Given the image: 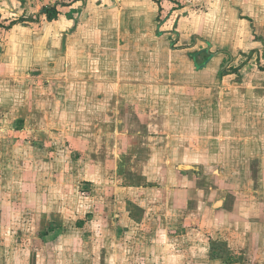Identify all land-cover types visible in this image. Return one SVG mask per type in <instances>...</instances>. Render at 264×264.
<instances>
[{
  "label": "crops",
  "instance_id": "obj_1",
  "mask_svg": "<svg viewBox=\"0 0 264 264\" xmlns=\"http://www.w3.org/2000/svg\"><path fill=\"white\" fill-rule=\"evenodd\" d=\"M32 3L30 0H0V174L7 172V161L19 159L22 168L25 166V172L21 170L20 176L33 171L38 176L36 196L32 194L27 198L33 202V206H39V196L46 200L42 203L44 207L51 206L53 209L71 206L75 210L85 202V211L92 212L94 206L100 205L101 217H107V221L112 223L116 237L125 232V228L119 226L123 221L143 226L150 217V225L153 223L155 230L160 232L157 236L161 240V253L164 256L179 249V246L168 244L172 238L184 240L185 245L182 244L180 248L184 250V255H198L199 251H204L198 242L202 240L199 224L204 216L201 212L203 206L197 200L203 184L200 185V178L196 177L200 176L199 168L182 162L183 157L178 155L177 150H187L188 146L182 143L181 137L171 134L173 112L169 102L172 100L161 105L158 98L162 97H158V92L154 90L157 84L151 83L148 75L147 78L145 76L146 81H142L140 69L134 63L131 64L132 68L126 69V65L133 60L131 54L135 48L144 46L149 50L155 44L151 40L156 38L149 40L150 24L157 22L154 20L156 14L163 7L168 8L169 1L72 0L68 6H62L57 19L46 25L29 18V11L38 8L33 7ZM19 15H23V21L5 27L7 22L17 20ZM208 50H202L207 53L206 65L202 68L195 65V62H199V50L191 51L189 57L186 55V60L188 58L193 63L195 71L204 72L214 56ZM45 55L50 58L44 59ZM31 75L33 77L29 78ZM16 79H37L39 82L36 85L25 82V93L22 91V97L18 98L10 87L11 80ZM63 81H73V84L67 87ZM45 82L46 90L43 87ZM177 89L170 88V91ZM160 91L165 92L164 89ZM194 91L197 104L202 107L197 110V130L206 123V128L212 127L217 131L216 134L212 130V142H220L218 133L225 126L222 120L226 118L205 119L204 105H213L214 102L208 96L198 95L202 89L197 87ZM130 92L138 96L136 100L130 101ZM109 94L116 96L118 108L114 111L109 110L104 102ZM61 96L66 97L59 100ZM70 96H73L72 101ZM65 99L69 105L70 102L74 104L72 114H75L77 105L81 107L77 117L84 124H73L71 128L58 120V110ZM147 102H150V106L144 105ZM222 107L224 105L218 107L220 113L224 110ZM108 111L112 112L111 117ZM126 111H132L133 117L121 114ZM152 111L154 114H150ZM148 114L162 118L149 120L155 126V132L150 133L158 132L163 134L161 137L158 134L144 135L140 130L142 126L139 122H144L148 128L152 126L143 120ZM101 116L110 117L112 121H104ZM109 124L112 125L110 135L115 132L117 136L94 133L97 126ZM127 127L137 129L130 131ZM186 128L189 130L188 126ZM184 135L191 137L189 132ZM109 137L114 141L111 147L107 146ZM246 140L260 144L264 142V137L248 135ZM127 141L135 145L130 148L131 144ZM197 146L199 148L198 143ZM98 147L99 150L96 149ZM18 153L20 155L16 156ZM28 158H35V161H27ZM23 159L27 161L25 165ZM250 160L243 155L235 157L229 174H240ZM261 161L264 176L263 159ZM42 167H46V170ZM223 171L219 168L215 173L220 176ZM7 173L18 174L16 168ZM46 175L50 183H43V176ZM112 176L120 179L121 183L108 179ZM81 182L88 183L85 184L86 191H81L84 188ZM93 189L102 192L108 189L110 199L99 204L96 197L91 195ZM30 191L34 189H30L26 183L25 195ZM78 191L85 194L80 196L84 200L75 202ZM126 192L133 195L128 197ZM114 194L117 198L112 199ZM136 209L139 210V217L136 216ZM176 228H180V231H175ZM142 237L155 238V233ZM151 251L150 255L157 254Z\"/></svg>",
  "mask_w": 264,
  "mask_h": 264
},
{
  "label": "rangeland",
  "instance_id": "obj_2",
  "mask_svg": "<svg viewBox=\"0 0 264 264\" xmlns=\"http://www.w3.org/2000/svg\"><path fill=\"white\" fill-rule=\"evenodd\" d=\"M60 1H49L44 6H37V2L33 1L31 5L38 8L29 11V18L49 24L52 20L47 19L45 10L53 8L60 13L62 6L72 2ZM167 1L169 7L160 9L154 19L157 22L150 24L149 40L156 38L151 40L155 44L149 50L144 46L135 48L131 54L133 60L126 65V69L132 68L131 64L134 63L140 69L142 81H146L145 76L147 78L148 75L147 79L157 84L154 90L158 92V97H162L158 98L161 105L172 100L169 102L173 112L171 134L181 137L182 143L188 146L187 150H177L178 155L183 157L182 162L199 168L200 176L196 177L200 178L198 183L203 184L197 200L203 206L201 212L204 216L199 224L202 240L198 242L204 251H199L198 255H184V250L180 249L182 244L185 245L184 240L172 238L169 242L167 240L168 244L179 246V249L164 256L161 253V240L157 236L160 232L155 230L153 223L150 225V217L143 226L123 221L119 226L125 228V232L116 237L117 232L112 223L107 221V217H101L100 205L94 206L92 212L85 211V202L80 203L75 210L71 206L53 209L51 206L44 207L42 203L46 200L39 196V206H33V202L27 198L32 194L36 196L38 176L34 171L20 176L21 170L25 172V166L22 168V162L13 159L7 161V172L16 168L18 174L11 175L6 171L0 174V264H264V176L261 173L264 142L249 143L246 140L248 135L264 137V71L260 69L264 65V0ZM22 16H17V19ZM206 49L214 56L204 72L195 71L193 63L188 58L186 60V55L189 57L191 51L199 50L198 60L201 62L207 55L202 50ZM50 56L52 58V54ZM47 58L50 57L45 55L44 59ZM28 79L11 80L10 87L16 97H22V91L25 93V82L33 85L39 82L37 79ZM63 82L67 87L73 84V81ZM160 85L161 88H158ZM43 87L47 89L46 82ZM169 87L172 90L179 89L170 91ZM197 87L202 89L198 95L208 96L214 102L213 105H204L205 119L226 118L222 120L225 126L218 133L220 142H212V130L216 134L217 131L212 127L206 128V123L197 130V110L202 109L194 97ZM162 89L164 93L160 91ZM65 97L61 96L59 100ZM71 97L70 101L73 100ZM129 97L133 101L138 96L130 92ZM104 102L111 111L118 108L114 95H106ZM68 103L66 99L61 102L58 120L71 128L73 124H84L77 117L81 107L76 106L75 115L72 114L74 104ZM144 105L150 106V102ZM219 105H224L221 113L218 111ZM111 111H108L110 117ZM121 114L133 117L132 111ZM110 117L101 116L102 120L111 122ZM156 118L160 117L148 114L143 120L150 123V119L155 121ZM139 124L144 135H163L150 133L155 132L154 123H150L152 126L149 128L144 122ZM127 129L136 130L137 127ZM110 131L112 133L110 124L94 128L96 135H118L115 132V135H110ZM185 132H189L191 137H185ZM110 137L108 147L114 142ZM127 143L131 144L130 148L135 145L129 141ZM240 155L251 159L249 164L244 166L240 174H229L232 160ZM28 160L33 162L35 158ZM22 161L24 165L27 162L26 159ZM219 168L225 170L220 176L215 173ZM42 169L45 171L46 167ZM106 176L109 177V174ZM43 177V183H50L48 175ZM112 177L108 179L121 183L120 179ZM26 183L30 189H34L28 195L24 193ZM81 183L84 186L81 191H86L87 182ZM81 191H78L75 202L84 200V197H80L85 196L80 194ZM91 195L101 204L107 198L110 199L111 194L108 189L104 192L93 189ZM132 195L127 193L128 197ZM114 197L117 198V195L114 194L112 199ZM135 213L139 217V210L136 209ZM132 230L136 232L132 233ZM177 230L180 231V228ZM151 232L155 233V238L149 237ZM150 251L157 254L150 255Z\"/></svg>",
  "mask_w": 264,
  "mask_h": 264
},
{
  "label": "trees",
  "instance_id": "obj_3",
  "mask_svg": "<svg viewBox=\"0 0 264 264\" xmlns=\"http://www.w3.org/2000/svg\"><path fill=\"white\" fill-rule=\"evenodd\" d=\"M45 12H46V17H47V19H49V20H53V19H55V18L57 17V14H58V11L55 10V9H53V8L47 9V10H45ZM22 20H24V19H23V18H19V19H17V20H13V21H11L9 24H7L5 27H6V28H9V27H11L13 24H15V23H17V22H20V21H22ZM206 61H207V57H206V59H205L204 62H195L196 68H202V67H204V66L206 65ZM260 69H261V70H264V65L261 66Z\"/></svg>",
  "mask_w": 264,
  "mask_h": 264
},
{
  "label": "built area",
  "instance_id": "obj_4",
  "mask_svg": "<svg viewBox=\"0 0 264 264\" xmlns=\"http://www.w3.org/2000/svg\"><path fill=\"white\" fill-rule=\"evenodd\" d=\"M30 1H36L38 5L42 4L44 6V4H48L47 2L51 1V3L53 2H58L59 0H30ZM63 0H61L62 2Z\"/></svg>",
  "mask_w": 264,
  "mask_h": 264
}]
</instances>
